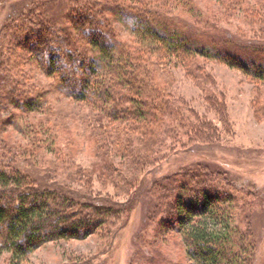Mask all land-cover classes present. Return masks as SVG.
I'll return each mask as SVG.
<instances>
[{
    "label": "rangeland",
    "instance_id": "obj_1",
    "mask_svg": "<svg viewBox=\"0 0 264 264\" xmlns=\"http://www.w3.org/2000/svg\"><path fill=\"white\" fill-rule=\"evenodd\" d=\"M37 1L0 0V27L19 12L35 10ZM147 1L156 7H162L165 2L169 14L172 12L186 24L194 23L195 13H186L180 7L173 12L171 0ZM194 2L201 18L213 19L226 33L241 39L264 38V11L251 0L239 7L241 11L227 0ZM77 11L75 8L74 16ZM131 24L112 19L117 39L125 48L138 52L152 40L138 39ZM30 26L40 27L43 33L46 29L34 23ZM91 27L103 29L101 23ZM8 43V49L17 51L15 56L24 54V58L20 57L26 73L23 79L35 85L32 91H27V96L36 99L40 107L34 112L13 107L0 112V149L8 152L2 161L3 165H9L4 169L10 172L17 167L39 180L54 179L79 191L89 186L93 204L110 199L117 210L106 224L87 237L46 242L20 264H192L193 260L185 253V243L175 230L173 199L166 211L161 212L162 203L170 200L169 193L163 192L161 195L166 197L161 200L157 192L148 191L153 187V179L167 172L176 178L172 183L163 179L166 188L205 178L202 184L209 193L227 192L235 197L232 198L236 203L230 202L237 209L231 225L239 233L247 230L252 233L256 241L252 264H264V83L219 60L198 55L179 60L168 57L159 48L145 63L153 74L152 83L158 97L169 104L176 122H172L170 132H165L166 126L153 125L165 139L160 147L168 150L167 158L163 157L159 164L146 165L142 171L139 169L136 178L129 182L126 179L130 174L123 170L127 157L120 152L113 156L109 151L116 148L119 141L113 136L118 133L108 135L107 146L98 145L92 129L97 109L57 88L63 74L68 75L69 81H77L82 76L77 56L71 61L74 67L68 68L63 53L61 56L54 51L60 58L55 64L60 67L52 77L46 78L43 69L47 58L43 57L44 62L37 59L35 51L30 52L28 40H19L17 46ZM84 44L85 41L78 47ZM45 48L52 50L48 43L41 46L42 51ZM161 54L166 57L159 59ZM10 75L21 77L20 72ZM23 79L20 81L24 82ZM177 114L182 116L183 123L177 121ZM99 119L106 122L105 117ZM125 133L127 129L119 137ZM188 144L193 145L191 150L183 151L181 148ZM105 146L109 148L108 154ZM199 164L215 173L208 175L204 168L192 169V173L183 176L186 167ZM9 256V252L2 253L0 264H9Z\"/></svg>",
    "mask_w": 264,
    "mask_h": 264
},
{
    "label": "trees",
    "instance_id": "obj_2",
    "mask_svg": "<svg viewBox=\"0 0 264 264\" xmlns=\"http://www.w3.org/2000/svg\"><path fill=\"white\" fill-rule=\"evenodd\" d=\"M227 1L241 11L247 0ZM251 2L264 11L262 0ZM36 3V11L19 12L0 27V112L7 111L8 107L34 112L40 107L36 99L27 96V91H32L35 85L23 79L26 74L22 69L24 54L22 58L15 56L17 51L8 49V42L15 46L19 40H28L30 52L35 51L37 59L47 58L46 63L43 61L46 78L52 77L60 67L55 64L60 58L54 51L63 53L68 68L74 67L71 61L77 56L82 76L77 81H69L68 75L63 74L57 88L72 99L97 109L92 129L98 145L107 146L108 135L118 133L113 136L119 141L116 148L109 150L105 146L104 149L113 156L120 152L127 157L128 163L126 167L123 165V170L130 174L126 179L129 182L136 178L139 169L142 171L146 165L159 164L166 157L168 150L160 147L165 139L153 125L166 126L165 132H170L172 122H176L169 104L158 97L152 83L153 74L145 63L159 48L164 49L168 57L179 60L194 55L219 60L264 83V38L241 39L226 33L213 19L200 17L194 0H171L173 12L180 7L186 13H195L196 18L191 24H186L172 12L169 14L165 2L162 7L151 6L147 0H38ZM75 8H78L76 16ZM109 16L131 22L138 39L152 42L144 45L139 53L125 48L113 32ZM32 23L46 28L45 32L40 27L30 26ZM94 23H101L103 29L92 28ZM84 41L85 44L78 47ZM45 43L52 50L45 48L42 51L41 46ZM165 57L161 54L158 58ZM11 72H20L21 77L11 76ZM104 117L106 122H101L99 118ZM176 118L182 121V116ZM124 129L128 133L119 137ZM137 130L139 133L134 134ZM191 146L188 144L181 149L190 151ZM7 153L6 149H0V255L9 252V264H20L46 242L83 239L117 212L110 199H103L105 203L99 205L93 204L89 186L79 191L54 179L39 180L17 167H10L7 172L4 168L9 165H3L2 161ZM204 166L186 167L183 176L195 169H205L208 175L215 173ZM168 174L162 173L153 179V187L148 191L158 195L165 191L169 193L170 200L162 203L161 212L166 211L173 199L177 217L175 230L184 241L185 253L193 260L192 264H252L255 237L249 230L239 233L231 225L237 209L230 202L236 203L235 197L227 192L221 195L218 191L214 195L209 193L202 184L206 182L205 178L192 183L182 181L166 188L163 181L172 183L176 178ZM163 197L166 196L161 195V200Z\"/></svg>",
    "mask_w": 264,
    "mask_h": 264
}]
</instances>
